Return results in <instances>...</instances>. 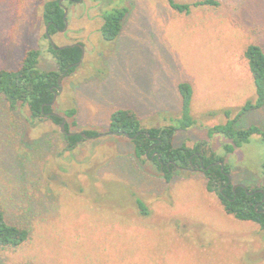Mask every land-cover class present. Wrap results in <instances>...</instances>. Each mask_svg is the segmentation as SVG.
I'll use <instances>...</instances> for the list:
<instances>
[{
	"label": "rangeland",
	"instance_id": "rangeland-1",
	"mask_svg": "<svg viewBox=\"0 0 264 264\" xmlns=\"http://www.w3.org/2000/svg\"><path fill=\"white\" fill-rule=\"evenodd\" d=\"M45 1L0 0V69L16 68L29 48L41 49L42 69H57ZM217 1L188 13L167 0L62 1L67 26L51 39L82 44L84 56L62 77L53 110L70 131L98 135L68 150L58 124L32 121L21 103L9 109L0 93V207L29 232L19 246L0 247V264H264V228L227 213L196 165L175 167L167 180L154 161L136 157L130 138L108 134L117 108L134 110L146 128L174 125L182 116L178 85L187 82L194 123L175 132L173 145L201 142L203 153L224 157L232 184L264 189L260 135L226 154L230 140L207 134L256 100L244 51L250 43L264 49V0ZM120 7L122 29L105 40L102 13ZM69 108L73 117L63 113ZM253 124L264 131V104L234 126Z\"/></svg>",
	"mask_w": 264,
	"mask_h": 264
},
{
	"label": "trees",
	"instance_id": "trees-1",
	"mask_svg": "<svg viewBox=\"0 0 264 264\" xmlns=\"http://www.w3.org/2000/svg\"><path fill=\"white\" fill-rule=\"evenodd\" d=\"M60 0H47L43 5V21L48 25V33L54 35L59 29L64 28V9L59 3ZM69 3L79 0H65ZM171 8L176 11L190 12V8L198 4L208 6L218 5L217 0H199L189 4L177 3L174 0H167ZM125 7L104 10L102 13L103 23L100 32L105 40H114L122 29V20L126 13ZM45 37L46 34H45ZM55 46H59L56 45ZM50 42L48 52L53 58L57 69L46 70L39 66L42 51L39 48L27 49L16 68L0 69V93L4 96L9 109H13L18 103L26 105L29 110V117L32 121L50 119L54 124L60 125L63 117L54 113L53 98L54 92L59 91L58 79L65 71L64 76L71 74L77 67L82 49L79 45L68 46L63 49L55 48ZM249 70L251 72L256 91V100L247 101L234 118H229L223 124H217L207 130L209 137L219 135L230 140L223 143V150L227 154L233 153L243 143L249 142L252 135H260L264 139V131L258 125L236 128L235 122L241 113L248 109L258 108L264 104V49L261 45L250 43L244 51ZM182 96L181 117L175 120L172 126L159 128H146L142 125L136 112L129 108H117L110 114L109 130L128 133L133 144L134 153L142 161L151 159L159 169L165 173L167 180L171 179L175 167L197 166L205 175L208 191H217L218 197L225 211L234 215L240 220H249L264 228V192L258 188H245L237 186L235 189L232 183H228L231 174L229 164L224 157L213 151L203 153V145L197 142L189 147L185 144L173 145V136L178 129H187L194 120L190 113L192 100V87L187 82L178 85ZM64 115L73 117L75 108L63 111ZM229 116V112H225ZM65 128L69 130L68 123ZM87 136L95 137L98 132L95 130L81 131ZM68 150H73L77 145L86 139L81 133L71 135L63 134ZM218 161L224 164L221 166ZM251 192V193H250ZM136 204L143 214L147 213L146 206L140 198H136ZM29 232L26 228L11 224L6 221L5 214L0 207V247L19 246L28 238Z\"/></svg>",
	"mask_w": 264,
	"mask_h": 264
},
{
	"label": "water",
	"instance_id": "water-1",
	"mask_svg": "<svg viewBox=\"0 0 264 264\" xmlns=\"http://www.w3.org/2000/svg\"><path fill=\"white\" fill-rule=\"evenodd\" d=\"M62 1H63V0H60L59 3L61 4V6H62L63 9H64V19H65V26H64V29H65L66 26H67L66 16H67V11H68V10H67L66 7L62 4ZM79 1H81V0H79ZM47 29H48V25H47L46 28H45V32H46V35H47V37H48L50 43H51L53 46H55V44H54V42L52 41V39H51V37H50V35H49ZM74 45H79V46L81 47V49H82V54H81L80 60L77 62V65H78V64L82 61L83 56H84V46H83L82 44H80V43L64 44V45L55 46V48L63 49V48H65V47H68V46H74ZM64 74H65V71L59 76V79H58V84H59L60 87H61V79H62V77L64 76ZM60 87H59V88H60ZM56 95H57V92H54V98H53V102H52V103H54V101L56 100ZM52 114H57V113H52ZM59 126H60V131H61L63 134L71 135V134H73V133H81L84 137H86V138H90V136H87V135L84 134L83 132H79V131H74V132H73V131H67L66 128H65V119H64V118L62 119V122L60 123ZM101 134L103 135V133H101ZM108 134H120V132L109 131ZM123 135H125V136L128 137V138H131V136H130L128 133H123ZM217 163H220L221 166H223V164H224L222 161H218ZM229 178H230V177H229ZM229 181H230V179H229ZM237 186H241V187H243V188L246 189V186H245L244 184H233V185H232L233 189H235ZM259 191L263 192L262 189H259Z\"/></svg>",
	"mask_w": 264,
	"mask_h": 264
},
{
	"label": "flooded vegetation",
	"instance_id": "flooded-vegetation-1",
	"mask_svg": "<svg viewBox=\"0 0 264 264\" xmlns=\"http://www.w3.org/2000/svg\"><path fill=\"white\" fill-rule=\"evenodd\" d=\"M62 30H64V28H62V29H59L58 31H62ZM45 34H46V32H45ZM50 35V34H49ZM47 36V35H46ZM50 37H51V35H50ZM47 39H48V37H46ZM49 40V39H48ZM50 42V41H49ZM54 113H56V112H54ZM58 114V113H57ZM61 116V115H60ZM91 138V137H90ZM230 177V176H229ZM230 179V181H228V183H231V178H229ZM259 189H262L263 190V192H264V189L263 188H258V191H259ZM261 192V191H260ZM263 192H261V193H263ZM251 193V192H250ZM262 200H264V197H263V199Z\"/></svg>",
	"mask_w": 264,
	"mask_h": 264
}]
</instances>
